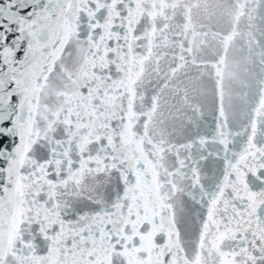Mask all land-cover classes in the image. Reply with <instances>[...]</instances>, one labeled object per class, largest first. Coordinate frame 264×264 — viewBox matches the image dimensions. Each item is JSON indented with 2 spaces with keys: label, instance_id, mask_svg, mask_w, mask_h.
<instances>
[{
  "label": "snow or ice",
  "instance_id": "1",
  "mask_svg": "<svg viewBox=\"0 0 264 264\" xmlns=\"http://www.w3.org/2000/svg\"><path fill=\"white\" fill-rule=\"evenodd\" d=\"M0 264H264V0H0Z\"/></svg>",
  "mask_w": 264,
  "mask_h": 264
}]
</instances>
